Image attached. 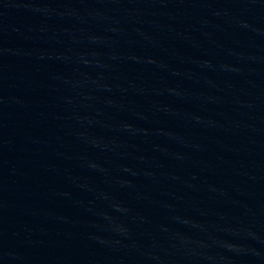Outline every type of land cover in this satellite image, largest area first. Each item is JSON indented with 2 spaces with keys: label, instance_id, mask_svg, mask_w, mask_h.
<instances>
[{
  "label": "water",
  "instance_id": "1",
  "mask_svg": "<svg viewBox=\"0 0 264 264\" xmlns=\"http://www.w3.org/2000/svg\"><path fill=\"white\" fill-rule=\"evenodd\" d=\"M0 264H264V0H0Z\"/></svg>",
  "mask_w": 264,
  "mask_h": 264
}]
</instances>
